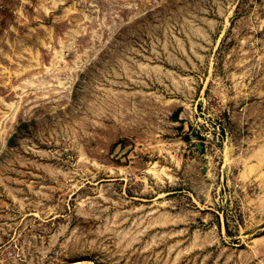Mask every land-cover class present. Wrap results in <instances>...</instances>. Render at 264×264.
<instances>
[{
  "label": "rangeland",
  "instance_id": "rangeland-1",
  "mask_svg": "<svg viewBox=\"0 0 264 264\" xmlns=\"http://www.w3.org/2000/svg\"><path fill=\"white\" fill-rule=\"evenodd\" d=\"M264 264V0H0V264Z\"/></svg>",
  "mask_w": 264,
  "mask_h": 264
},
{
  "label": "bare ground",
  "instance_id": "bare-ground-1",
  "mask_svg": "<svg viewBox=\"0 0 264 264\" xmlns=\"http://www.w3.org/2000/svg\"><path fill=\"white\" fill-rule=\"evenodd\" d=\"M73 264H78V263H73Z\"/></svg>",
  "mask_w": 264,
  "mask_h": 264
}]
</instances>
